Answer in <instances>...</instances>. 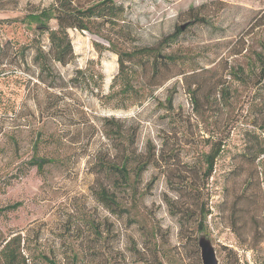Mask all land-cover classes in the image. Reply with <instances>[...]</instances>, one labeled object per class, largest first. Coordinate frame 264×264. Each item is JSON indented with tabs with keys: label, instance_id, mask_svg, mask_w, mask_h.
<instances>
[{
	"label": "rangeland",
	"instance_id": "1",
	"mask_svg": "<svg viewBox=\"0 0 264 264\" xmlns=\"http://www.w3.org/2000/svg\"><path fill=\"white\" fill-rule=\"evenodd\" d=\"M51 1L0 4V208L19 203L0 212V238L20 233L27 264H202L201 236L219 264H264V154L252 162L264 148V71L252 64L264 42V0H115L122 19L105 30L119 49L156 46L195 16L208 20L189 22L160 60L132 62L137 93L125 97L109 43L78 29L68 30L73 61L56 64L62 79L39 80L32 57L47 34L21 18ZM113 122L134 132L131 151L152 158L135 192L116 191L123 208L94 190L96 158L121 156ZM211 136H222L224 149L205 181ZM34 142L50 159L41 170L28 163ZM201 205L211 212L204 232Z\"/></svg>",
	"mask_w": 264,
	"mask_h": 264
},
{
	"label": "trees",
	"instance_id": "2",
	"mask_svg": "<svg viewBox=\"0 0 264 264\" xmlns=\"http://www.w3.org/2000/svg\"><path fill=\"white\" fill-rule=\"evenodd\" d=\"M8 0H0V4ZM123 8L117 4L115 0H52L51 3L40 9L38 12H27L21 21L26 26L33 28L38 34H47L48 44L44 48L41 42H38L35 47V54L32 59L37 64L38 78L46 86H55L57 79H62L58 70H56V64L66 65L73 61L74 50L71 39L68 34L69 29H78L81 31H88L97 36L103 38L109 43L108 50L114 52L117 55L118 72L117 77L121 79L122 86L120 93L125 97L128 92L133 91L137 93L132 84V70L129 65L136 60L153 57L156 60H160V48L174 42L177 36L181 33L180 25L175 27L174 31L165 34L156 44V46H142L136 47L131 50L119 49L113 38L109 37L106 27H112L115 22L122 19ZM54 20L55 26H50L49 21ZM202 22L208 23V20L204 16H195L189 22ZM34 23L35 25H32ZM187 23V24H188ZM186 27V26H185ZM31 45V44H29ZM103 47V46H102ZM262 52H258L252 59V64L258 63L260 71H264V42L260 44ZM106 49V48H105ZM236 53V52H235ZM166 60L174 61L175 57L172 55H165ZM165 62V61H164ZM152 67V74L158 72V68ZM115 76V77H116ZM194 88L191 90L194 95L200 86L193 82ZM216 86V85H215ZM137 97L138 94H137ZM198 97V95H197ZM49 101L45 102V105H50ZM132 104V103H131ZM126 108L127 105L121 106ZM115 125L114 135L120 137L121 156L119 162L110 160V158L97 157L94 162L96 167L95 194L101 201L107 205L113 204L117 207L123 208L117 201L116 191L119 188H129L130 192L136 191V181L140 178L142 172L146 169L149 163L152 162L151 156H144L142 154H136L130 150L131 144L134 142V132H128L120 122H113ZM209 138V149L202 154L203 158V173L204 180L212 175L214 171V165L216 159L220 156L224 149V138L222 136ZM37 140V139H36ZM32 155L28 161L30 165H35L38 170L43 168L46 162H49V158L38 156L37 145L34 142ZM264 154V148L256 151L253 155L252 162L254 163L260 155ZM113 157V156H112ZM234 171V168L231 170ZM111 175H114L112 181L106 183L103 182L104 177L110 179ZM133 175L134 179L131 181L130 177ZM190 190L193 192H199L200 188L196 185L190 184ZM18 202L11 206H5L0 208V212L8 210L12 207H17ZM198 213L197 229L200 232H204L206 229V219L211 213L204 205L200 206ZM192 213H188L191 215ZM90 226L95 233L101 234L98 228V224L93 221L90 222ZM23 237L18 232H12L7 237L0 238V264H27L26 258L22 253Z\"/></svg>",
	"mask_w": 264,
	"mask_h": 264
},
{
	"label": "water",
	"instance_id": "3",
	"mask_svg": "<svg viewBox=\"0 0 264 264\" xmlns=\"http://www.w3.org/2000/svg\"><path fill=\"white\" fill-rule=\"evenodd\" d=\"M188 22L180 25L181 29H184ZM198 246L200 248V258L202 264H219L215 250L210 241L201 236L198 238Z\"/></svg>",
	"mask_w": 264,
	"mask_h": 264
}]
</instances>
